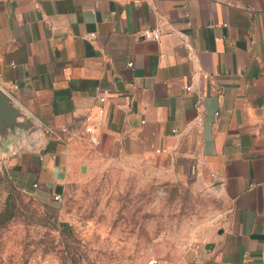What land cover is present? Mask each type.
<instances>
[{"label":"crops","instance_id":"crops-1","mask_svg":"<svg viewBox=\"0 0 264 264\" xmlns=\"http://www.w3.org/2000/svg\"><path fill=\"white\" fill-rule=\"evenodd\" d=\"M0 88L39 126L0 154L4 203L115 157L226 206L184 264H264V0H0Z\"/></svg>","mask_w":264,"mask_h":264},{"label":"rangeland","instance_id":"rangeland-1","mask_svg":"<svg viewBox=\"0 0 264 264\" xmlns=\"http://www.w3.org/2000/svg\"><path fill=\"white\" fill-rule=\"evenodd\" d=\"M107 160L60 202L15 192V216L0 223V264H184L224 222L226 206L210 190Z\"/></svg>","mask_w":264,"mask_h":264},{"label":"water","instance_id":"water-1","mask_svg":"<svg viewBox=\"0 0 264 264\" xmlns=\"http://www.w3.org/2000/svg\"><path fill=\"white\" fill-rule=\"evenodd\" d=\"M39 131V126L29 116L24 109H22L13 97L3 89H0V154L5 148L12 144L15 145V139L18 138L19 133L25 136L36 134ZM11 149H16L11 146ZM11 154H15L11 152ZM210 248L209 244L205 245V250Z\"/></svg>","mask_w":264,"mask_h":264},{"label":"built area","instance_id":"built-area-1","mask_svg":"<svg viewBox=\"0 0 264 264\" xmlns=\"http://www.w3.org/2000/svg\"><path fill=\"white\" fill-rule=\"evenodd\" d=\"M141 1H142V0H131V2H132L134 5H139V4L141 3ZM159 36H160V34H159L158 30H153V31H149V30H148V31H145V32L143 33V37H144L145 39H149V40H158ZM94 37H95L94 34H90V35L87 36V38H88L89 40H93ZM0 89H2V88H0ZM3 90H4V89H3ZM6 92H7V91H6ZM96 99L98 100V102H99L100 104H104V103H106V101H107V99H108V93H107L106 91L96 90ZM99 112L102 114V113H103V110L101 109ZM216 115H217V114H216ZM84 130H85V132H86L87 134H90V135L94 134L95 129H94V127L90 124V119H89V118H86V120H85ZM90 141H91L92 144H96L95 139L90 138ZM53 200H54L55 202H60V201H61V196L56 195V196H54ZM148 264H156V261H155V260H150V261L148 262Z\"/></svg>","mask_w":264,"mask_h":264},{"label":"trees","instance_id":"trees-1","mask_svg":"<svg viewBox=\"0 0 264 264\" xmlns=\"http://www.w3.org/2000/svg\"><path fill=\"white\" fill-rule=\"evenodd\" d=\"M14 193H11V195L8 196L4 209L0 213V223H5L8 220L12 219L15 216V199H14ZM60 227L68 230L70 227L67 224H61Z\"/></svg>","mask_w":264,"mask_h":264}]
</instances>
